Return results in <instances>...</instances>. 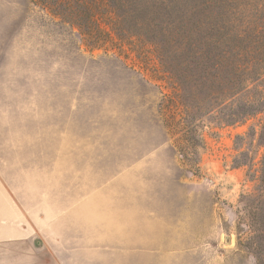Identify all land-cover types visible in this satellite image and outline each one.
<instances>
[{"label":"rangeland","instance_id":"374dc122","mask_svg":"<svg viewBox=\"0 0 264 264\" xmlns=\"http://www.w3.org/2000/svg\"><path fill=\"white\" fill-rule=\"evenodd\" d=\"M148 57L90 51L31 0H0V264H256L258 118L200 116L176 141Z\"/></svg>","mask_w":264,"mask_h":264},{"label":"trees","instance_id":"16d2710c","mask_svg":"<svg viewBox=\"0 0 264 264\" xmlns=\"http://www.w3.org/2000/svg\"><path fill=\"white\" fill-rule=\"evenodd\" d=\"M76 29L90 50L127 48L165 61V131L195 135L200 116L221 125L258 118L264 148V0H31ZM193 140V138H192ZM179 152L185 149L177 146ZM259 194L243 201L256 264H264V154Z\"/></svg>","mask_w":264,"mask_h":264},{"label":"crops","instance_id":"0c3cea01","mask_svg":"<svg viewBox=\"0 0 264 264\" xmlns=\"http://www.w3.org/2000/svg\"><path fill=\"white\" fill-rule=\"evenodd\" d=\"M3 200L5 201V206H6V208L11 209L12 206H11L10 199H3Z\"/></svg>","mask_w":264,"mask_h":264}]
</instances>
